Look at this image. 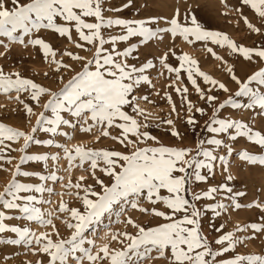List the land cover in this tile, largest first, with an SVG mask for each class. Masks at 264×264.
Masks as SVG:
<instances>
[{
	"label": "snow or ice",
	"instance_id": "6c2138e0",
	"mask_svg": "<svg viewBox=\"0 0 264 264\" xmlns=\"http://www.w3.org/2000/svg\"><path fill=\"white\" fill-rule=\"evenodd\" d=\"M11 7L0 0V44H4V39L9 44L18 43L21 45L39 46L45 58L55 57L56 52L43 39L33 38L34 33L41 29H49L57 33L60 37H67L72 40L71 32L74 29L78 34L79 40L93 45L98 42L93 60L83 64L82 71L72 76L67 83L58 92H51L30 79L22 78L18 73L4 74L0 70V94H9L16 92H30L31 98L39 102L42 95H49L47 103L43 105L46 111H50L51 118L41 113L37 117L36 127L32 128V133L37 129L50 133L53 137L64 135L59 129L61 126L75 129L80 124L81 131L90 132L94 126L111 128L115 126L121 129V136L113 137L124 144L136 145L133 151L124 154L112 150H94L87 149L84 146H74L69 149L66 146L56 144L53 139L41 141L35 139L32 134L19 131L12 127L0 124V158L5 153L3 148L5 141L16 142L21 138L24 141L22 152H26L31 144L43 147H60L65 153V158L72 162L78 160L80 167L86 162H90V167L95 170L102 162L104 167L100 168L106 176L111 178L110 184H105L102 180H97L102 189L101 192L92 191L91 186L84 189V196L79 197L84 205L85 211L81 213L77 209H67L66 205L61 203L60 211L70 212L71 218L75 223H68V228L72 229V235L67 239L53 240L51 234L41 233L37 235L29 227L10 226L5 223L6 220L20 218L29 222H37L42 227L51 225V220L45 219V213L36 205L44 201L38 200L35 195H21V193H44L51 189H46L43 184L32 185L18 182L15 177L19 175L29 176L28 172H21L17 166L13 180L0 192V206L8 211H18L20 216L7 215L5 211H0V234L9 232L16 238L7 240V243L40 246L41 251L49 257V264H69L70 259L75 264H100L107 261V264H142L145 259L151 258L153 251L158 252L159 257H163L165 250L170 249V264H264V255L237 254L233 258L217 261V257L225 253L235 251L237 245L244 243V238L237 236V232H247L249 229L254 233L264 231V224L251 223L244 227L237 226L234 232H228L220 235L215 243L222 246L219 250H213L207 237L201 234L200 218L203 213H212L219 217L227 211L229 206L234 210H239L241 204L238 197L245 195L243 192H233V189L227 184H221L218 187H209L206 191L197 193L190 191L193 184L207 182L208 176L214 174L216 162L219 161L224 171H228V160L225 155H219L218 149H226L227 156H231L234 148L228 141H236L238 138H246L249 143L258 147H264V134L255 131L248 123L239 119L221 117L220 113L226 107L236 109H260L261 115H264V68L256 71L245 81L239 80L234 74L233 81L238 85V91L234 96H229L227 100L218 106L213 104L217 97L205 95L197 84L194 77H202L203 81L212 86L218 82L199 70L197 61L190 59L187 55L178 57L180 67H171L165 61L167 55L161 58V65L169 73H176L177 78L181 70L186 72L188 80L196 88L201 99H206L212 104L213 111L211 117L204 126V131L211 134L206 139H199L195 154L191 149L173 148L166 146L158 147H139V143L147 140H155L147 132H141V127H147L141 124L133 116L124 111L126 105H133L132 111L138 115H143L142 110L136 107V97L133 93L142 83H150L149 78L144 73L154 65L151 60L137 67L127 63V59L137 51L135 45H132L122 52H118L115 45L118 42H127L132 37H140L141 43H148L154 39H159L161 32L171 33L173 38L180 36L188 43L194 41H211V43L220 47H227L232 53H239L245 60H252L254 57L264 61V48H247L237 46L227 35L208 31L201 27L194 15L190 18V26L181 23L178 20L179 11L176 16L167 23L170 27L164 29H153L150 25L158 23L156 18L146 20H126L121 18H105L103 15L102 0H27L21 3V0H10ZM242 3L249 6L254 13L264 18V0H242ZM127 6V5H126ZM118 10V9H117ZM60 18L64 24H57L56 19ZM85 18H94L95 22H87ZM188 18L186 17V20ZM247 27L253 32H259L258 28L244 18ZM120 27L125 34L110 36L107 40L101 35L102 28ZM27 38V39H26ZM105 43L113 45L111 51L104 48ZM78 48L83 45L77 44ZM212 52V49H208ZM73 60H83V57L73 55L71 52L65 53ZM212 55L216 59H222L214 52ZM117 57H120L118 60ZM57 64V71L68 67L59 61L53 59ZM232 73V69L228 68ZM47 75V74H45ZM14 77V78H13ZM61 83L63 81L61 80ZM255 85V86H253ZM219 89L228 92L229 89L223 84H218ZM179 94H186L187 88L176 89ZM130 97H132L130 99ZM242 98V99H238ZM19 99V95H17ZM147 100V97H143ZM186 99V96H185ZM247 101L246 103L244 101ZM169 102L171 99L169 97ZM29 116L33 114V109L25 105ZM173 112L176 111L173 105ZM188 112H193V105L188 101ZM195 112L205 115V110L195 108ZM62 113H67L71 118H65ZM147 119V117H145ZM92 123L89 124L88 121ZM187 124L195 126L197 121L189 115ZM168 125H173L171 119L165 121ZM85 125H87L85 127ZM104 136H108V131H103ZM173 136L180 137L178 131H172ZM129 136L137 137V140H130ZM70 139V137H67ZM158 143V142H157ZM238 158L250 164H259L264 166V154H252L247 150H241ZM59 156H49L47 154H25L21 157L20 163L35 162L47 165V161L59 160ZM206 170L207 174H204ZM37 178L41 181H56L58 177L55 173L51 175H39ZM232 177L229 176L228 180ZM78 189L81 185H75ZM166 190L167 196H161V190ZM226 193L227 195L218 202L205 205L203 209L197 208L196 201L215 200L217 193ZM77 195H79L77 193ZM191 195L190 201L187 196ZM90 197H95L92 199ZM142 200L155 205L162 202L170 214L158 211L155 208L151 212L156 217H162L171 221L157 227L145 228L136 224L130 217L126 223L137 229L135 235L127 232L110 233L113 241H119L123 244L122 249H111L105 244L95 253V241L89 239L86 233L91 230L93 233L96 227L104 225V218L115 216L116 222H120V217L124 215L127 206L132 209L147 213L149 209L140 207ZM228 200L231 204L224 203ZM251 207L264 208V205L249 204ZM177 213L184 215L176 219ZM47 215H51L48 213ZM218 231H222L218 229ZM109 233H106V235ZM58 236V232L56 233ZM122 237V239H121ZM255 237H248L252 239ZM127 241L125 244L124 242ZM85 245H88L85 247Z\"/></svg>",
	"mask_w": 264,
	"mask_h": 264
},
{
	"label": "rangeland",
	"instance_id": "374dc122",
	"mask_svg": "<svg viewBox=\"0 0 264 264\" xmlns=\"http://www.w3.org/2000/svg\"><path fill=\"white\" fill-rule=\"evenodd\" d=\"M5 2L9 7L12 6L10 0H5ZM24 2H27V0H21V3ZM102 8L104 9L103 15L105 18H121L126 20L156 18L158 23L150 25L153 29L170 27V24L167 22L176 16L178 10V20L181 23H186L190 26V18L194 15L202 28L227 35L237 46L253 49L264 48V18L258 17L249 6L242 3V0H102ZM186 17L188 18L187 20ZM245 17H247L253 27L260 30L258 33L253 32L247 27L244 22ZM85 19L87 22H95L94 18ZM56 23L64 24L60 18L56 19ZM122 34H125V32L120 27L101 29V35L106 40L110 36ZM71 36L72 40L70 41L67 37H60L57 33L49 29H41L39 32L34 33L33 38L43 39L56 52L54 58L49 56L47 59L39 46H25L18 43L9 44L4 39V44H8V46L4 47L3 44H0V70L6 75L18 73L22 78L30 79L34 83L49 89L51 92H58L64 83H67L72 76L82 71L83 64L89 60H93L96 47L98 46V42L93 45H88L86 42L79 40L78 34L74 29L71 32ZM160 37L146 44L141 43L140 37H132L127 42H118L115 45L118 52H122L132 45L136 46L137 51L127 59L128 64L140 67L151 60L154 65L144 75L148 76L150 85L158 90L154 89L157 92L156 100L148 99L147 103L144 104L141 97L135 91L133 96L136 97L137 101L135 106L143 112V115H138V119H141V122L147 125V127H141L143 129L142 132L149 133L150 136L155 137V140H147L144 143H139L138 146L143 148L163 145L173 148H186L191 149L194 155L198 140L206 139L211 135L204 131V126L211 117L213 106L206 99L200 98L196 88L188 80L186 72L181 70L179 78H177L176 73H169L161 65V58L167 55L165 62L175 68L180 67L178 57L187 55L190 59L197 61V66L200 71L215 79L218 84L223 83L229 89L228 92L219 89L218 84L212 86L205 83L202 77H194L197 79V84L205 95L217 97L212 102L217 106L227 100L229 96H234L235 92L238 91V85L231 78L233 74L241 80V76L237 75L241 67L259 66V63H263L256 70L258 71L264 68V61L257 57H254L252 60H245L239 53H232L227 47H220L219 45L211 43V41H194L193 43H188L180 36L173 38L171 33L168 32H161ZM77 44L83 46L78 48L76 46ZM104 48L111 51L113 45L105 43ZM209 48L222 59L218 60L214 58L212 52L208 51ZM67 52H71L73 55L83 57L84 59L73 60L70 56L65 55ZM53 59L68 67L61 68L60 71H57V64L53 63ZM117 59L119 60L120 57H117ZM228 68L232 69V73L228 71ZM61 80L63 83H61ZM177 88L181 90L187 88L188 91L182 95L177 93ZM261 91H264V88ZM17 95H19V99H17ZM169 97L171 103L169 102ZM50 98L49 95H42L39 98V102H37L32 100L30 92L17 94L13 91L9 94H0V124L32 134L35 139L41 141L53 139L56 144L66 146L69 149L80 145L87 149L112 150L128 154L136 147V145L132 144L125 147L124 144L113 139V137L121 136V129L119 130L115 126L111 128L94 126L90 132L81 131L80 124H77L75 129L61 126L59 131L61 133H67V137H70V139L64 135H56L53 137L50 133H46L39 128L35 133H32V128L36 127L37 117L41 113L51 118L50 111H46L43 107ZM188 101L193 105L192 113H189L187 110ZM244 102L246 103L247 101L245 100ZM25 105L33 109L31 116L27 113ZM173 105L176 109L175 112L172 110ZM131 107L133 105H126L124 111L127 112ZM197 107L204 109L206 114L201 115L195 112V108ZM260 111L258 108L253 110H233L230 107H226L221 111L220 116L239 119L248 123L255 131H260L264 134V115L258 114ZM62 115L65 118H71L67 113H62ZM189 115H192L197 121L195 126L187 124L186 121ZM169 119L173 121V125L165 123ZM88 123L91 124L92 122L89 120ZM103 131H108L109 135L104 136L102 134ZM172 131H178L180 137L173 136L171 134ZM129 139L136 140L137 137L129 136ZM228 143L234 148L231 156H227L226 149L217 150L219 155H225L228 160V171H224L223 166L217 161L214 174L208 176L207 182L193 184L190 188V191L200 193L206 191L209 187H218L221 184H227L233 189L234 193H245L244 196L237 198L241 204L239 210H234L229 206L227 211L223 212L219 217H215L210 212H202L200 218L201 234L207 237L214 251L222 247L215 243V240L220 235L234 232L237 226L244 227L251 223L264 224V208L248 207L249 204L257 203L264 205V166L242 161L237 155L241 150H247L252 154H264V147H258L255 144L249 143L243 137L238 138L234 142L229 140ZM23 145L24 141L22 138L16 142L5 141L3 148L5 155L3 158H0V192H3L5 187L13 180L17 166L20 167L21 172L30 173L29 176L19 175L15 179L24 184H43L46 189H51L52 191L51 193L45 191L42 194L21 193V195H35L38 200L44 201L36 206L40 207L42 212L45 213V219L51 220V225L42 227L37 222H29L20 218L6 220L5 223L10 226L22 228L29 227L37 235L45 232L49 233L54 241L57 239H67L72 235L73 231L68 228V223H75V221L72 220L70 212L60 211L61 203L66 205L67 209H77L83 213L85 209L79 197L84 196V189L91 186L92 191L101 192L102 189L100 184L97 183V180L99 179L105 184H110L111 178L100 171V168L104 167L102 162L95 170L90 167V162L84 163L82 167L78 166V160L72 162L70 167L69 161L65 158V153L60 147H43L31 144L26 152H22L20 149L23 148ZM25 154L58 155L60 158L55 161L49 159L46 166L43 163L35 162L21 164V157ZM233 166L237 167L234 168ZM236 172L239 175H236ZM243 172L249 173L250 178H248V182L243 181L246 180L245 178L243 179L246 174ZM52 173H55L58 177L56 181H41L37 178V174L47 176ZM204 174H207L206 170H204ZM229 176L232 177L231 180H228ZM258 180L261 181L259 182ZM77 184L81 185L79 189L75 187ZM160 195L167 196L168 193L162 189ZM225 195L227 194L220 192L216 194L215 200H200L195 203L197 208L203 209L205 205L222 200ZM90 198L95 199V197ZM187 198L190 201L192 200L191 195H188ZM224 203L231 204L228 200H224ZM140 207L149 209V212L144 213L132 209L129 205L126 207L124 215L120 217V222H116L115 216L111 218V222L105 217L104 225H109V228L99 225L96 227L94 233L91 230L89 233H86L89 239L95 241L96 247L93 248V252L95 253L105 244L109 245L111 249H122L124 245L119 241H113L110 233L127 232L135 235L137 229L126 223L129 217L136 224L145 228L157 227L171 222L162 217H156L151 212V209L155 208L158 211L164 212L166 215L170 214L171 210L162 202L152 205L146 200H142ZM0 211H5L10 216H20L18 211H8L3 209L2 206H0ZM233 212L235 215H238H236L238 219ZM48 213H51V215H47ZM183 215L184 213H177L176 219L181 218ZM221 228L222 231H218ZM57 232L59 234L58 236L56 235ZM106 233L109 234L106 235ZM256 234L250 229L247 232H237V236L244 238V243L237 245L235 251H230L223 256L217 257V261L233 258L237 254L264 255V241L261 243L259 237L257 239L255 236ZM261 234L260 236H263L262 238L264 239V232ZM250 236L256 238L248 239ZM14 238H16L15 235L9 232L0 234V264H49L50 257L41 251L40 246L35 243L28 246L24 243L11 244L6 242ZM124 243L126 244L127 241ZM87 246L85 245V247ZM170 259V249L165 250L163 257H159L158 252L153 251L151 258L145 259L142 264H170ZM69 264H75V261L70 259ZM84 264H88V262L85 260ZM100 264H107V261H102Z\"/></svg>",
	"mask_w": 264,
	"mask_h": 264
},
{
	"label": "bare ground",
	"instance_id": "6f19581e",
	"mask_svg": "<svg viewBox=\"0 0 264 264\" xmlns=\"http://www.w3.org/2000/svg\"><path fill=\"white\" fill-rule=\"evenodd\" d=\"M263 47V46H262ZM159 63V62H158ZM209 63V62H208ZM263 65V63L261 64V63H259V66L257 65V66H251V67H247V66H243V67H241L240 69H239V71H238V73H237V75L238 76H241V81H245L246 79H247V77H249L251 74H253L260 66H262ZM154 67V66H153ZM162 75V74H161ZM158 80V79H157ZM162 80V79H161ZM151 83H142L141 84V86L140 87H138V88H136L135 89V93L136 94H138L140 97H141V99H142V102L144 103V104H146L147 103V100L148 99H152V100H156V95H157V92H156V88H154V86L152 87V85H150ZM154 89H156V90H154ZM158 91V90H157ZM143 97H147L148 99L147 100H145V99H143ZM159 102V101H158ZM151 103H153V102H151ZM157 105V104H156ZM159 105V104H158ZM131 108H133V107H131ZM131 108H130V110L128 109V108H126V109H128L127 110V113L129 114V115H131V116H133L135 119H137L142 125H143V123L141 122V119H138V114L136 113V112H133L132 110H131ZM129 111V112H128ZM150 126V125H149ZM120 130V129H119ZM153 130V129H152ZM140 131L142 132L143 131V129H140ZM137 140V139H136ZM143 145V144H142ZM150 146V145H149ZM236 161H238V160H236ZM238 164V163H237ZM236 165V164H235ZM239 165V164H238ZM248 165V164H247ZM234 167V166H233ZM237 167V166H236ZM236 167H234V168H236ZM239 167V166H238ZM243 169H244V167H243ZM235 170V169H234ZM246 170V169H245ZM248 170H250V169H248ZM243 173H246L244 176L245 177H243V179L245 178L246 180H243V181H247L248 180V178H250L249 177V173H247V172H243ZM234 174V173H233ZM238 174V172H236V175ZM239 175V174H238ZM247 175V176H246ZM241 176V175H240ZM242 176H243V174H242ZM239 178V177H238ZM253 178V177H252ZM240 179V178H239ZM257 179H258V177H257ZM241 180V179H240ZM250 181V180H249ZM259 181V180H258ZM261 181V180H260ZM259 181V182H260ZM248 182V181H247ZM255 182V181H254ZM258 182V183H259ZM260 185V184H259ZM263 185V184H262ZM263 187V186H262ZM264 191V190H263ZM255 197V196H254ZM257 197V196H256ZM237 212V211H236ZM234 213V212H233ZM240 214V213H239ZM234 215H235V213H234ZM237 215V214H236ZM236 215H235V217H236ZM238 216V215H237ZM242 216V215H241ZM237 218V217H236ZM249 218V217H248ZM238 219V218H237ZM239 221V220H238ZM142 222V221H141ZM264 232V231H263ZM263 232H261V233H263ZM261 233H257L255 236L257 237V239H258V237H259V240H260V242L261 243H263V241H264V239L260 236V235H262ZM254 236V235H253ZM255 237V238H256ZM262 254V253H261Z\"/></svg>",
	"mask_w": 264,
	"mask_h": 264
}]
</instances>
